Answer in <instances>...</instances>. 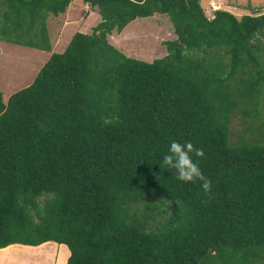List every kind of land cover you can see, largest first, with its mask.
Wrapping results in <instances>:
<instances>
[{"label": "trees", "instance_id": "16d2710c", "mask_svg": "<svg viewBox=\"0 0 264 264\" xmlns=\"http://www.w3.org/2000/svg\"><path fill=\"white\" fill-rule=\"evenodd\" d=\"M72 0H0V39L51 50L48 15ZM100 21L0 90V248L64 244L66 264H264V11L199 0H81ZM167 16L152 61L108 41ZM191 141L211 181L160 166Z\"/></svg>", "mask_w": 264, "mask_h": 264}, {"label": "rangeland", "instance_id": "374dc122", "mask_svg": "<svg viewBox=\"0 0 264 264\" xmlns=\"http://www.w3.org/2000/svg\"><path fill=\"white\" fill-rule=\"evenodd\" d=\"M237 1L242 4L241 9L245 10L243 14L264 11V0ZM200 4L204 5L205 0H200ZM99 21L100 16L97 11H90L81 0H72L65 12L58 15L49 14L46 19L50 51L0 39V90L5 101L12 92L31 83L50 54L62 52L74 32L88 33ZM107 37L112 45L126 55L152 61L166 53L164 41L174 39L176 36L167 16L154 14L145 18H136L121 32H113ZM30 250L21 252L18 250L16 259L8 258L7 254L0 252V264H30L34 257Z\"/></svg>", "mask_w": 264, "mask_h": 264}, {"label": "crops", "instance_id": "0c3cea01", "mask_svg": "<svg viewBox=\"0 0 264 264\" xmlns=\"http://www.w3.org/2000/svg\"><path fill=\"white\" fill-rule=\"evenodd\" d=\"M201 7L208 17L211 15L213 16V12L217 9L229 11L237 17H240L243 12H245V10L241 9L242 4L237 0H205V4L201 5ZM17 244L19 243H13L2 247L0 248V252H2V254H7L8 258L16 259L15 256L18 254V250L21 252L26 249H32L30 251L34 257L33 262L30 264H66V259L69 255V250L66 245L56 244L54 241H46L39 245Z\"/></svg>", "mask_w": 264, "mask_h": 264}, {"label": "clouds", "instance_id": "9594fccd", "mask_svg": "<svg viewBox=\"0 0 264 264\" xmlns=\"http://www.w3.org/2000/svg\"><path fill=\"white\" fill-rule=\"evenodd\" d=\"M208 18H213V16ZM193 154L196 157H202L203 149L195 148L191 141L181 143L173 139L168 145L167 152L163 155L160 166L161 168L166 166L174 169L176 179L180 181H201V189L208 193L211 190V181L202 173L198 163L193 159Z\"/></svg>", "mask_w": 264, "mask_h": 264}]
</instances>
